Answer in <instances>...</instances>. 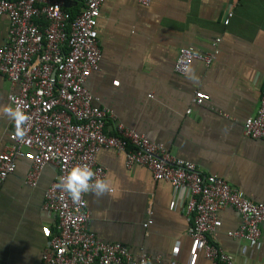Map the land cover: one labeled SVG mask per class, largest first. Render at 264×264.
I'll use <instances>...</instances> for the list:
<instances>
[{
  "label": "crops",
  "instance_id": "1",
  "mask_svg": "<svg viewBox=\"0 0 264 264\" xmlns=\"http://www.w3.org/2000/svg\"><path fill=\"white\" fill-rule=\"evenodd\" d=\"M67 5L74 15L81 6L79 0ZM227 12L233 16L224 25ZM8 28V18L1 16L0 45ZM97 32L101 60L86 87L111 113L106 132L120 123L264 204V141L242 130L258 108L264 83V0H153L148 6L105 0ZM181 48L218 54L211 65L193 62L178 75L173 66ZM196 91L208 101L195 105ZM11 92L0 75V105H8ZM10 130L11 121L0 118V153L9 145ZM95 162L111 188L101 198L85 195L88 228L99 240L144 255L148 264H209L187 234L182 193L154 181L143 166L127 168L123 153L101 150ZM30 168L29 156L17 159L15 171L0 184V264H41L56 233V219L41 209L56 171L45 166L31 187L25 184ZM148 219L152 224L143 229ZM240 224L233 208L218 211L213 241L233 264H264V222L255 244L227 236Z\"/></svg>",
  "mask_w": 264,
  "mask_h": 264
},
{
  "label": "built area",
  "instance_id": "2",
  "mask_svg": "<svg viewBox=\"0 0 264 264\" xmlns=\"http://www.w3.org/2000/svg\"><path fill=\"white\" fill-rule=\"evenodd\" d=\"M104 1L79 0L80 9L72 16L65 6L73 0H0V17L9 20L5 42L0 45V75L15 89L7 102L13 107L22 103L32 118L23 141L15 137L11 122L9 145L0 153V184L15 171L17 159L30 157L25 184L31 187L45 166L54 167L56 176L44 193L41 209L56 219L57 228L41 264H148L144 255L133 256L122 245L99 240L88 228L85 196L75 204L57 188L59 178L77 164H89L103 178L95 162L99 151L123 153L127 168L143 166L154 181L168 183L183 194L187 234L199 245L204 259L209 264H233L211 237L218 211L230 207L240 216L239 228L228 232V237L255 244L264 222V204L250 201L223 179L202 173L195 164L175 158L162 145L120 123L113 122L108 133L105 130L111 113L97 104L86 87L88 78L99 70L97 22ZM152 1L138 0L142 6ZM232 16L227 12L222 23L227 25ZM217 54L216 49L199 53L181 48L173 70L184 75L193 62L209 66ZM208 99L196 91L193 102L200 106ZM242 130L247 138L264 141V83L258 108L244 121ZM151 224L148 219L142 227Z\"/></svg>",
  "mask_w": 264,
  "mask_h": 264
},
{
  "label": "clouds",
  "instance_id": "3",
  "mask_svg": "<svg viewBox=\"0 0 264 264\" xmlns=\"http://www.w3.org/2000/svg\"><path fill=\"white\" fill-rule=\"evenodd\" d=\"M3 117H7L11 122H14L16 127L15 137L23 141L27 134L26 126L29 125L32 119L27 114L24 105L20 102H16L15 107L11 104L0 105V118ZM57 188L67 193L75 204L82 203L84 196L87 194L101 198L111 192L108 178L97 177V173L87 163L72 167L66 176L59 178Z\"/></svg>",
  "mask_w": 264,
  "mask_h": 264
},
{
  "label": "trees",
  "instance_id": "4",
  "mask_svg": "<svg viewBox=\"0 0 264 264\" xmlns=\"http://www.w3.org/2000/svg\"><path fill=\"white\" fill-rule=\"evenodd\" d=\"M65 9L68 10V11H70V12H72L71 9L68 7V5H67V7L65 6ZM76 11H77V10H76ZM76 11H75V12H76ZM74 14H75V13H74ZM74 14H72V16H74Z\"/></svg>",
  "mask_w": 264,
  "mask_h": 264
}]
</instances>
